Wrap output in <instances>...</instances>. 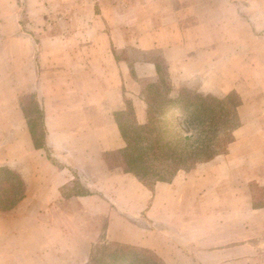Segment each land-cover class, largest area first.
<instances>
[{
	"label": "crops",
	"instance_id": "0c3cea01",
	"mask_svg": "<svg viewBox=\"0 0 264 264\" xmlns=\"http://www.w3.org/2000/svg\"><path fill=\"white\" fill-rule=\"evenodd\" d=\"M203 3L133 1L118 13L113 28L104 22L86 23L78 34L38 37L25 31L24 25H33L21 22L16 2L0 0V167L21 179L20 202H34L40 215L41 205L47 207V214H62L65 232L69 225L80 223L90 248L101 240L99 226L105 224L106 240L133 250L155 251L167 264H193L188 259L217 264L211 259L215 252L200 247L194 225L198 217L191 209L198 202H179L185 177L181 171L171 181L148 186L123 167L114 168L110 160L113 156L115 161L126 146L116 119L118 112L128 108L126 95L131 96L139 123L147 120L140 85L130 75L128 63L134 61L120 57L121 49H163L171 68L183 72L189 40H193L190 32L201 30V23L211 20L207 17L216 11L210 0ZM177 5L187 6L183 11ZM134 72L138 79L158 77L157 60H135ZM28 98L36 102L27 103ZM30 114L35 115L33 120ZM251 169L244 161L246 176L256 175ZM263 171L251 179L264 184ZM250 215L262 229L254 232L247 227ZM90 224L92 234L87 233ZM244 224V245L225 250L228 262L251 260L256 253L252 240L263 234L264 202H244ZM5 225L1 216L0 264H18L17 259L10 260L18 253L6 246ZM238 237L229 234L230 240Z\"/></svg>",
	"mask_w": 264,
	"mask_h": 264
},
{
	"label": "rangeland",
	"instance_id": "374dc122",
	"mask_svg": "<svg viewBox=\"0 0 264 264\" xmlns=\"http://www.w3.org/2000/svg\"><path fill=\"white\" fill-rule=\"evenodd\" d=\"M13 1L20 8L21 22L33 25H24L25 31L41 37L55 32L64 36L78 34V30H83L82 26L86 23L104 22L106 27L113 28L112 23L119 22L120 11L124 12L133 1L142 0ZM196 1H203L201 6L208 2ZM210 1L215 4L216 11L207 17L211 20L201 23V30L190 32V36H193V40H189L192 54L189 51V55H185L187 64L181 70L183 72L171 68L163 49L144 52L135 48H122L120 57L134 61L128 63L130 75L138 81V91L146 101L147 108L156 86L164 91L170 89V94L175 97L182 90L221 98L231 93L238 96L240 126L234 131V140L229 144L228 151L210 161L200 162L190 170H181V175H185L182 179L184 189L180 187L178 199L179 202H198L191 207L195 217H198V222L194 223L195 230L200 233L202 250L215 252L211 257L213 262L264 264V229L262 236L252 240L256 253L251 260L232 258L228 262L230 258L225 251L231 246L244 245V202H264V184L251 179L264 170V0ZM184 6L179 5L178 8L184 11ZM149 58L157 60L159 76L138 79L134 72L135 60ZM126 98V111L131 108L134 110L131 96L126 95ZM29 101L30 104L36 102L34 98L26 100L27 103ZM30 115L33 120L35 115ZM136 119L139 122L138 116ZM246 154L249 158L244 159ZM112 159L113 156L110 160L114 168L122 169L121 161ZM244 161L253 166L251 170L256 175L244 174ZM0 179L6 182L2 185L0 181V202H15L20 195L16 178L5 171L0 172ZM21 199L8 209L0 208L3 211L0 221L3 216L8 231L6 246L10 252L18 253V256H10V260L17 259L18 264H108L105 262L107 258H104L108 252L115 249L133 250L106 240L105 224L99 226L102 227L101 240L90 248L89 240L82 236L85 231L82 233L80 223L69 225L68 232H65L62 214H47V207L42 205L41 215L37 214L38 205L34 202L22 203ZM252 220L254 217L250 215L247 227L251 231L262 229L260 224ZM88 228V234L95 231L92 230V224ZM230 233H237L242 238L230 240ZM71 249L72 256L69 255ZM176 250L174 247L173 252ZM132 252L145 258L147 264H167L155 251ZM188 260L199 264L196 259ZM123 264H132V260L127 259Z\"/></svg>",
	"mask_w": 264,
	"mask_h": 264
},
{
	"label": "trees",
	"instance_id": "16d2710c",
	"mask_svg": "<svg viewBox=\"0 0 264 264\" xmlns=\"http://www.w3.org/2000/svg\"><path fill=\"white\" fill-rule=\"evenodd\" d=\"M156 86L149 97L145 123H139L131 110L118 112L116 119L126 146L117 152L123 169L153 186L158 181H171L179 171L190 170L200 162L210 161L228 151L234 131L240 126L239 98L231 93L225 97L182 90L176 97ZM124 118H126L124 120ZM34 135L35 129L32 128ZM37 145V142H36ZM12 173L20 185V195L11 204L0 202V208L12 207L23 198L22 181L14 171L0 167V172ZM2 181V185L6 182ZM133 250L115 249L106 254L108 264H147ZM155 264H161L156 262Z\"/></svg>",
	"mask_w": 264,
	"mask_h": 264
}]
</instances>
